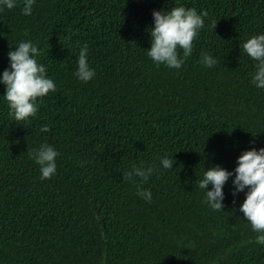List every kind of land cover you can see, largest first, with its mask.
<instances>
[{
	"label": "trees",
	"instance_id": "1",
	"mask_svg": "<svg viewBox=\"0 0 264 264\" xmlns=\"http://www.w3.org/2000/svg\"><path fill=\"white\" fill-rule=\"evenodd\" d=\"M176 3L207 14L178 70L147 56L152 10L174 0H36L29 16L16 0L0 11V73L10 47L31 40L56 83L23 125L0 98V264H264L239 212L244 192L234 197L230 178L213 211L197 186L207 168L231 171L243 151L264 147V89L242 52L264 33V0ZM85 43L88 83L73 74ZM40 144L59 153L51 179L29 155ZM165 155L173 169L160 166ZM141 164L156 168L142 184L151 202L137 195L140 178H125Z\"/></svg>",
	"mask_w": 264,
	"mask_h": 264
},
{
	"label": "clouds",
	"instance_id": "2",
	"mask_svg": "<svg viewBox=\"0 0 264 264\" xmlns=\"http://www.w3.org/2000/svg\"><path fill=\"white\" fill-rule=\"evenodd\" d=\"M36 0H23L21 12L29 16L33 12ZM170 10H152L153 27L148 29L150 48L147 56L156 66L169 69H180L191 55L194 40L198 38L201 29L205 27L206 13L197 12L195 8L177 5ZM16 7V0H0V11ZM217 22L211 27L215 29ZM182 52V55H181ZM242 52L254 62L251 73V83L258 89H264V33L256 34L246 39L242 44ZM40 51L31 40H21L15 44V49L7 53L9 67L0 73V84L5 92L0 98L6 102L8 116L17 124H24L35 117L38 109V98L56 91V83L47 75V68L38 62ZM200 63L205 68H212L216 59L203 53ZM74 76L81 82L88 83L96 75L95 69L88 62V45L80 47L77 67ZM50 126L40 127V132H48ZM30 157L39 166L40 179H51L57 173L58 151L49 144H40L29 152ZM173 158L167 155L159 158L163 169H173ZM156 171L154 166L144 167L133 165L125 178H140L137 185V195L146 202H151L152 193L142 187L143 182ZM231 178L232 195L244 192L245 199L239 206V212L250 224L256 234L255 243L264 246V147H253L245 150L237 157L236 167L229 171L220 165L207 168L198 181V188L204 190V203L213 211L224 208V186ZM211 185V188H209Z\"/></svg>",
	"mask_w": 264,
	"mask_h": 264
}]
</instances>
